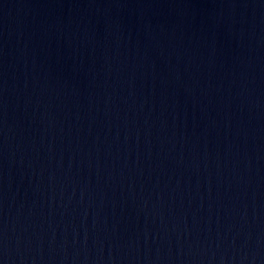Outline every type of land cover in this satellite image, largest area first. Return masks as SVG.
Masks as SVG:
<instances>
[{
  "label": "water",
  "instance_id": "water-1",
  "mask_svg": "<svg viewBox=\"0 0 264 264\" xmlns=\"http://www.w3.org/2000/svg\"><path fill=\"white\" fill-rule=\"evenodd\" d=\"M0 264H264V0H0Z\"/></svg>",
  "mask_w": 264,
  "mask_h": 264
}]
</instances>
